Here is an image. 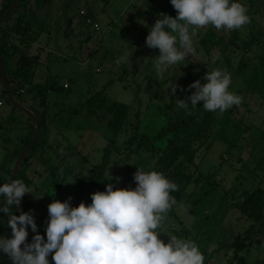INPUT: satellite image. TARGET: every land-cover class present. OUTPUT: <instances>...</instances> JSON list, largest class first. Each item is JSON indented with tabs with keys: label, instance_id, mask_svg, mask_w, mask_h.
I'll return each instance as SVG.
<instances>
[{
	"label": "rangeland",
	"instance_id": "374dc122",
	"mask_svg": "<svg viewBox=\"0 0 264 264\" xmlns=\"http://www.w3.org/2000/svg\"><path fill=\"white\" fill-rule=\"evenodd\" d=\"M241 2L251 18L249 24L235 30H217L211 25L198 29L192 37L195 53L171 66L162 77L153 67L159 49L146 45L149 27L145 24L153 25L160 13L175 17L177 10L170 0H24L0 15V36L18 48L15 53L8 49L5 69L16 65L21 52L32 58L31 81L19 83L17 99L11 95L32 113L44 112L39 133L46 131V142L51 144L39 149L45 163L38 154L30 160V169L25 167L32 180L29 189L34 192L26 196L37 206L33 215L45 240L48 205L75 195L78 183L101 161L104 148L109 146L104 176L114 187L134 188L137 168L147 171L153 165L163 167L175 183L181 175L190 178L175 207V217L165 218L157 229L163 240L174 235L195 242L204 264H264V209L262 218L253 221L237 207L247 193L264 190V0ZM80 10L88 12L99 30L79 17ZM19 18L31 25L32 41L13 33ZM209 27L225 37L227 47L207 54L200 39ZM232 33L236 35L233 43ZM214 69L231 76L230 90L241 97V104L220 113L206 111L198 102L189 128L170 133L156 142L152 151H133L136 141H127L135 124L139 133L152 136L170 118H186L189 110L177 107L179 98L187 99L195 91L188 86L195 80L203 83L207 71ZM172 81L179 85L175 94L166 90ZM65 83L68 88H64ZM38 84L47 86L45 94L35 89ZM102 90L108 99L129 106L120 131L86 114L84 102ZM197 128L199 134L195 133ZM34 130L32 118L13 104L0 85V181H10V171L4 170L9 156L12 154L8 169L13 170ZM170 136L189 148L187 155L175 161H182L177 170L174 164L167 168L157 162ZM190 153L193 162L188 161ZM93 192L84 194L85 203H91ZM4 217L0 218V235L10 237ZM32 236L29 232L28 242ZM49 261L54 264L51 254ZM0 264L12 261L0 252Z\"/></svg>",
	"mask_w": 264,
	"mask_h": 264
},
{
	"label": "clouds",
	"instance_id": "9594fccd",
	"mask_svg": "<svg viewBox=\"0 0 264 264\" xmlns=\"http://www.w3.org/2000/svg\"><path fill=\"white\" fill-rule=\"evenodd\" d=\"M175 17L160 13L149 27L146 45L159 49L154 62L157 76L195 53L193 35L209 25L217 30H235L251 22L241 0H170ZM171 81V80H170ZM231 76L220 69L207 71L204 82L193 81L195 89L187 99L177 102L189 110L198 102L206 111L223 113L241 104V97L230 90ZM179 87L174 81L167 89L172 94ZM190 101V102H189ZM111 179V178H110ZM134 188L114 187L91 194V203L72 206L69 200L55 199L48 205L46 240L37 231L32 211L19 207L26 193H34L24 181L13 179L0 184V211L7 214L11 236L0 235V252L12 264H204V256L193 241L171 236L167 241L157 231L165 214L176 204L171 195L175 182L162 172L137 168ZM35 233L27 242L28 228Z\"/></svg>",
	"mask_w": 264,
	"mask_h": 264
},
{
	"label": "trees",
	"instance_id": "16d2710c",
	"mask_svg": "<svg viewBox=\"0 0 264 264\" xmlns=\"http://www.w3.org/2000/svg\"><path fill=\"white\" fill-rule=\"evenodd\" d=\"M15 0H2L1 3V10L0 15H2L5 11L8 10V8L13 4ZM24 2V0H20L16 6H20L21 3ZM31 25L24 21L22 18H19L13 28L12 31L15 35L20 36L24 40L32 41L33 37L31 36ZM236 35L232 33V38L230 39V42L233 43V38H235ZM201 45L204 49V51L209 54L210 51L214 48H219L220 50H223L226 48L227 44H225V37L217 36L215 31L212 28H208L200 39ZM10 45V46H9ZM8 49H11V53H15L18 48L16 46H13L8 43L5 36H0V52L2 54L3 58V67L4 72L6 76L7 83L10 87L11 93L14 94L16 99L20 96V89L18 87L19 83H29L31 81V66H32V58H29L26 54H19V57L16 61V65L12 67L9 70L5 69V62L6 57L10 53ZM13 78V79H12ZM16 84L13 86V84ZM0 85L2 88V91L4 92V85L1 81V72H0ZM46 85H35V89L39 91L41 94L46 93ZM83 106L86 108V114L89 116H93L96 119L104 120L108 128L114 130V131H120L123 123L125 122V119L127 117L129 106L126 103L116 101V100H110L108 99L102 91H97L94 93L90 98H88ZM34 115H36L37 120L39 122L40 128L45 122V116L44 112H37L35 110H32ZM197 115V110L195 107L189 108V114L186 118H178V120H172L171 118L168 120L167 125L161 126V128L152 136L146 133H139L137 131V125L135 124V130L134 134L131 135V137L128 139V143L135 140L136 146L133 149V151H139L140 149H144L146 151H152L156 148V142H160V140H163L166 138L170 133L178 132L180 128H189L192 124L193 119ZM200 128H197L196 134H199ZM174 135V134H172ZM43 141L38 138L36 141V144L31 148L29 152H27L21 161V166L19 167L17 174L15 176V179H20L25 182V184L28 186L30 183V179L26 174L25 167L29 164L30 160L36 155V152H39V149H41V143ZM28 145V143H27ZM188 146H185L183 144L179 145L177 144L173 137L170 136L167 139V144L162 153L159 155L157 162L164 163V166H167V168H171V165L175 163V161L182 155H187L188 152ZM110 147L107 146L103 150V155L101 158V161L97 164H95L91 172L88 176H86L81 182H79L77 187V192L72 197L68 198L70 204H76L78 205L81 201L84 202L83 196L86 192H88L91 189H94L95 191H103L106 188V184L108 181L105 178V170L109 162L110 158ZM40 155V154H39ZM40 161L42 163H45V160L43 155H40ZM193 153H190L188 155V161L193 162ZM182 166V161L180 160L178 163L174 164L173 169H178ZM149 170H156L159 172H162L166 177L168 175L165 173L163 167L159 165H153L150 166L147 171ZM9 172V176H11L12 170H7ZM52 174H55L54 170L52 171ZM169 178V177H168ZM170 179V178H169ZM172 181V180H171ZM9 181L1 180L0 184L7 183ZM57 183V182H55ZM190 183V178L186 175H181L176 182L177 190L172 192L171 195L175 198L176 204L172 206V208L165 214V218L169 217H175V207L176 205L181 201L182 197L185 195V188ZM56 187H58L56 185ZM2 203H0L1 205ZM238 209L241 214L246 216L248 219L256 221L260 220L263 216V209H264V190L262 188H256L250 193L246 194V198L238 204ZM36 207L29 201V199L24 195L22 198L20 206L12 208L14 213L16 215H19L21 211H32V213L35 211ZM1 211L0 218L4 215ZM40 233H43V229L39 228L37 229ZM28 232H31V234L34 236L35 233L31 230V228H28ZM32 236V237H33ZM32 241V240H31ZM28 242V241H27ZM226 244V243H225ZM236 250V249H235ZM234 256L237 257L236 251H234ZM50 257V255H49ZM239 261L242 262L241 257H237Z\"/></svg>",
	"mask_w": 264,
	"mask_h": 264
},
{
	"label": "water",
	"instance_id": "95a60500",
	"mask_svg": "<svg viewBox=\"0 0 264 264\" xmlns=\"http://www.w3.org/2000/svg\"><path fill=\"white\" fill-rule=\"evenodd\" d=\"M20 0H15L13 2V4L8 8L7 11L13 9L16 4L19 2ZM1 22V21H0ZM0 72H1V77H2V81H3V85H4V89L6 90L8 96L11 98L12 102L14 105L18 106L19 108H21L25 113H27L31 118L32 120L35 122V130H34V134H33V137H32V140L31 142L29 143V145L27 146V148H25L18 156L17 158V161H16V164L12 170V173H11V177H10V181L15 179V176L17 174V171L19 169V166L21 164V161H22V158L24 157V155L29 152L31 150V148L33 147V144L35 143L36 141V138L38 136V133H39V122L37 120V117L30 111L28 110L27 108L23 107L21 104H19L17 101H15V99L12 97L11 95V92L8 88V83H7V80H6V76H5V72H4V67H3V58H2V54L0 52ZM9 181V182H10ZM0 207H3V203L0 205ZM1 213V211H0Z\"/></svg>",
	"mask_w": 264,
	"mask_h": 264
},
{
	"label": "crops",
	"instance_id": "0c3cea01",
	"mask_svg": "<svg viewBox=\"0 0 264 264\" xmlns=\"http://www.w3.org/2000/svg\"><path fill=\"white\" fill-rule=\"evenodd\" d=\"M66 84V83H65ZM64 86V85H63ZM64 88H68V84H67V87H64ZM25 106V105H24ZM27 114V113H26ZM30 117V116H29ZM29 130V129H28ZM28 134V131H27V133L26 134H23L22 136V142L25 140V138H26V135ZM38 138H40L43 142L41 143V147H46L47 145H51V144H47V142H46V138H47V132L45 131L42 135H41V131H40V133H39V135H38ZM38 154H40V152H37V154L35 155V156H38ZM12 154L9 156V159H8V161H7V165L4 167V170L7 172V170H9L8 168H9V166L11 165V163H12ZM31 162L32 161H30L29 162V164L27 165V168H29V167H31L32 166V164H31ZM30 169V168H29ZM32 169V168H31ZM3 179V178H2ZM1 179V180H2ZM29 179H30V183H29V185H28V187H30L31 185H32V180H31V178L29 177ZM79 184V183H78ZM25 196H26V194H25ZM27 197V196H26ZM30 201V200H29ZM31 202V201H30ZM32 203V202H31ZM33 204V203H32ZM34 205V204H33ZM35 207H36V209H35V211L37 210V206L36 205H34ZM34 211V212H35ZM33 212V213H34ZM7 214H4L3 216H5L4 218L6 219H8V216H6ZM7 221V220H6ZM30 228V227H29ZM37 229H39V228H37ZM42 234V233H41Z\"/></svg>",
	"mask_w": 264,
	"mask_h": 264
},
{
	"label": "built area",
	"instance_id": "2783aa9c",
	"mask_svg": "<svg viewBox=\"0 0 264 264\" xmlns=\"http://www.w3.org/2000/svg\"><path fill=\"white\" fill-rule=\"evenodd\" d=\"M79 17L84 20L86 24H92L95 30H99L98 23L94 22L91 16L85 10H80ZM64 87H67V84H64Z\"/></svg>",
	"mask_w": 264,
	"mask_h": 264
}]
</instances>
